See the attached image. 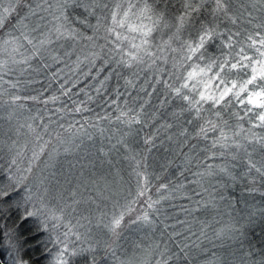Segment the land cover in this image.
Wrapping results in <instances>:
<instances>
[{
  "label": "trees",
  "instance_id": "trees-1",
  "mask_svg": "<svg viewBox=\"0 0 264 264\" xmlns=\"http://www.w3.org/2000/svg\"><path fill=\"white\" fill-rule=\"evenodd\" d=\"M238 6L237 0H233V8ZM249 10L251 9L249 8ZM253 15L260 17L264 13L256 11L253 12ZM89 22L95 25V17H90ZM218 23H220L222 31L227 29L238 31L241 27L252 29V26L246 23L232 25L223 17ZM74 26L86 36H93V41L80 39L75 45L72 41H60L50 45V49L43 51L40 56L33 57L29 61L31 67L25 65L28 71L26 77L19 79L18 86H20L19 95L24 98L22 101L33 111V116H27L28 121L24 123L25 129H28L29 134H32V139L30 142L28 139L16 141V148L12 152L6 148L11 145L10 139H5L6 145L3 148H1L3 145L0 144V183L8 184L10 181L7 179V173L15 171L12 164L7 163L10 155L13 156L16 151H19L20 156L26 157L31 152L29 147L32 141L43 143L46 139H49L47 142L50 143L47 149L50 150L61 139H66L64 135L69 133L75 140L83 135L82 141L90 142L93 153L91 157L94 156L101 162L102 159L109 160L112 162V167L120 172V176L127 180H135L134 169L137 168V161H139V169H143L146 175L147 172H151L152 177L159 174V180L171 184L172 181L169 179L176 181L184 175L190 177L194 174L192 179L200 180L197 174L204 172L208 165L214 168L217 165H228L236 179L232 180L230 177L222 175L205 177L201 180V184L204 188H208V192H203L201 185L198 184L187 189H178L171 197L161 195L162 198L159 199L160 191L163 189L158 191L156 187H152L147 190L146 198L138 197L140 203L144 199L142 209L145 212L150 214L155 209H159L160 212V216L154 223V232L149 238L154 241L152 247L163 249L171 246L167 254H161L159 258H152L153 261H149V264H153L156 260L164 261L173 253H177L179 251L177 244L179 243L181 246L184 243L189 245L191 249L189 259H183V254H180V259L173 257L168 261V264H189V261L190 264H205L213 251L226 257L229 264H241V257L245 251L250 248L256 251L264 249V231H262L264 220H261L259 216L260 210L264 209V181L259 179V174L254 170L245 175L248 157L243 150L237 153L236 160H232L230 153H226L224 157L220 156L222 149L219 146L212 147V141L218 137V132H209L207 139L196 136L199 126L204 124L205 120L218 121L229 137H232L234 132L239 133L235 139L246 145L248 152L252 154L251 158L259 166L264 163V150L259 144H249L244 140L245 135L251 136L252 133L264 136V128L253 127V123L249 122L251 119L258 123L255 121L253 113L245 116L246 107L252 106L242 105L233 99L227 107L217 106L221 118L214 115L217 109H213L212 112H202L203 119H196L194 112L186 110L185 102L175 97L171 89L166 86L165 81L173 87H179L183 80L177 79V77L186 75L187 71L191 70L190 64L200 63L203 66L206 61H197L196 57H193V60L183 62L184 54L182 52L169 51L165 53L166 62L161 59L151 66L141 64L125 67L119 63L120 54L109 51L112 45L104 39L103 28L94 34L92 28L81 25L79 22H75ZM2 31L4 30H0V39L5 35ZM165 31L167 32V30ZM16 34L18 35V33ZM164 38L166 39L167 36ZM184 38H189L188 32L184 33ZM85 40L93 45L84 47ZM136 42L139 43L138 40ZM159 42L160 38L157 36L155 43ZM60 44H64V46L60 47ZM217 45H219V41H217ZM173 47L179 48V44L176 43ZM67 49L71 55L65 54L68 53ZM222 51L227 53L228 49L220 47L210 49V53L214 56H220ZM52 56H58L59 61H54ZM181 63H184L183 67H181ZM45 64L48 67L45 68ZM212 74L208 73L209 76ZM231 78L235 79V74ZM128 81H132V84H129ZM214 84L215 81L209 85V89ZM16 89L18 90V87ZM244 95L246 94H242V97ZM32 96H36L38 99H27ZM53 96L57 99L52 100ZM204 107L207 109L209 106L205 105ZM28 108L25 107L23 111L28 112ZM77 109L80 110L77 111ZM182 109L185 110L182 111ZM259 111L261 110L258 108L254 109V112ZM234 113H239V116L244 119H238ZM133 118L140 122L130 123ZM189 120H192V123H188ZM224 121H227L226 125ZM29 124L35 131L28 128ZM22 125L23 123L19 125V129L22 128ZM166 125H171V127H165ZM241 125L243 131L239 127ZM45 126L47 131H45ZM185 129L187 132L182 135ZM16 133L18 134V132ZM37 134H40L42 139L37 140ZM5 135L10 137L9 133H0V136ZM53 135L58 136L52 139ZM149 137L152 138V143L146 144L145 140ZM11 138L18 137L12 132ZM213 152L216 153L215 158L212 156ZM46 153L47 151L43 156ZM75 154L78 155L77 151ZM133 156L136 157L135 161L131 159ZM47 158L50 162H54V160H61L62 156L53 152L51 157ZM171 187L172 185L168 186V188ZM252 188L257 191H249ZM195 193H200V195L197 196ZM209 193L215 197L212 200L214 207L212 204L204 207L205 203L211 199ZM220 196H223L224 199H220ZM148 197H151L152 201H159V203L154 208H149ZM197 200L200 201L199 205L195 203ZM9 203L12 205L11 207L9 204L0 203V240H3L4 232L12 230L13 241L17 242L21 249V259L28 261V264H52L56 254L54 252L59 249V246L52 242V236L46 232L37 218L30 217L26 221H22L20 219L23 215L22 207H17L12 201ZM184 208L193 210L191 215L186 213ZM164 211L168 213V220H170L167 222L168 226L177 224V220L186 222L185 225H180L177 230V232L183 231V236H172L170 232L166 231L163 234L158 232L160 231L158 224L160 220L162 222L161 218H164L162 217ZM251 213H256V217L255 223L249 225L247 217ZM202 221L211 225V227L205 228L208 239L201 237L200 248H195L192 244L200 234ZM241 224L245 225L242 246L240 241L234 242L228 239H225L221 245V241L214 238V231L220 229L227 231L230 226L238 227ZM186 227L189 230H185ZM169 229H172L171 232L173 231V227ZM190 232H194L196 235L192 236ZM184 236H188L189 239L184 240ZM213 245L216 247L214 248ZM188 250L185 249V251ZM99 253L103 256L102 252L99 251ZM151 256L154 257L152 253ZM139 258L141 259V257ZM80 259L73 258V264H80ZM111 262L107 258L102 264H111Z\"/></svg>",
  "mask_w": 264,
  "mask_h": 264
},
{
  "label": "snow or ice",
  "instance_id": "snow-or-ice-1",
  "mask_svg": "<svg viewBox=\"0 0 264 264\" xmlns=\"http://www.w3.org/2000/svg\"><path fill=\"white\" fill-rule=\"evenodd\" d=\"M237 2L239 6L233 8V0H122V2L120 0H0V30H6V35L9 37V39L0 41V52L6 56L5 59H0V73L11 72L13 69L9 67L10 64H24L31 67L29 61L33 57L40 56L42 50H48L47 46L60 41L76 42L80 39L93 41V36H86L74 26L75 22H79L81 25L92 28L94 34L103 28L104 39L112 45L109 51L120 54L119 63L125 67L141 64L151 66L161 59L166 62L165 53L169 51L182 52L184 54L183 62L191 61L193 57H196L197 61H206L203 66L200 63L190 64L191 70L187 71L186 75L177 77V79L183 80L179 87H173L165 81L166 86L171 89L175 97L185 102L186 110L194 112L196 119H203L202 112H212L213 109H217V106L227 107L235 99L242 105H251L252 107H246L245 116L253 113L255 121L258 123L251 119L249 122L253 123V127L264 128V15L260 17L253 15V12L256 11L264 13V0H237ZM90 17H95V25L89 22ZM221 17L230 21L232 25L246 23L251 25L252 29L241 27L238 31L231 29L222 31L220 23H218ZM185 32L189 33L187 39L184 38ZM157 36L160 38L159 43H155ZM165 36H167L166 39ZM137 40L139 43L136 42ZM217 41H219V45H217ZM176 43L179 44V48L173 47ZM63 46L60 44V47ZM214 47L226 48L228 51L227 53L222 51L220 56H214L210 53V49ZM65 54L71 55L70 52ZM17 55L20 59H17ZM94 55L97 54L94 53ZM52 59L59 61L58 56H52ZM183 66L184 63H181V67ZM44 67L46 68L48 65L45 64ZM23 71L24 69H21V72ZM208 73L213 74L209 76ZM233 74H235V79L231 78ZM214 81L215 84L209 89V85H212ZM4 83H7L11 88H17L19 84L18 81L16 83L5 81L3 75H0V86ZM128 83L132 84V81H128ZM242 94L246 95L242 97ZM0 95H3L2 91H0ZM20 99V96L13 95L10 97V102L14 104ZM27 99L36 100L38 97L32 96ZM51 99L57 98L53 96ZM205 105L209 107L205 109ZM256 108L261 111L254 112ZM79 110L77 109V111ZM184 110L182 109V111ZM214 115L221 118L218 109ZM234 115L238 119H244L239 116V113H234ZM131 122L139 123L140 121L133 118ZM188 123H192V120H189ZM224 124L226 125L227 121H224ZM165 127H171V125ZM239 127L243 131L242 125ZM28 128L35 131L30 124ZM45 131H47L46 126ZM186 132L187 129L182 135ZM209 132L219 133L218 137L213 139L212 147L219 146L222 149L221 157L230 153L232 160H236L237 153L243 150L248 157L245 175L254 170L259 174V179L264 181V163L257 166V162L251 158L252 154L248 152L246 145L235 139L239 133L234 132L232 137H229L218 121L207 119L204 124L199 126L196 136L207 139ZM36 139H42L40 134L36 135ZM244 140L249 144H259L264 150V136L252 133L251 136L245 135ZM47 143L45 141L44 145ZM145 143L151 144L152 138H147ZM8 148L9 152H12L16 148V142L13 141ZM43 152L44 146L42 145L39 153L33 151L32 160H39ZM20 155L21 153L16 151L15 157L11 160L12 165L17 163L16 157ZM212 156L215 158L216 153L213 152ZM131 159L135 161L136 157L133 156ZM138 169L139 161H137V168L134 171L137 177L142 178L143 185L137 195L144 196L148 190V176ZM25 171L28 174L32 172L31 163ZM197 175L200 180H197L196 183L201 185L203 192L209 191L201 184V180L205 177L222 175L230 177L232 180L236 179L228 165H217L215 168L208 165L204 172ZM27 179V175H21L16 179L10 175L8 184L0 183V203L9 204L11 207L9 202L12 201L17 207H23L24 212L20 217L22 221L35 217L40 220L45 230H49V221H51V232L56 233L61 227L66 229L63 233L57 234L52 241L60 246L52 264H73V258H81L80 264H102L109 256L114 264H133L131 259H121L116 253V247H118L116 242L122 235V228L127 227L124 223L125 216L131 211V208L128 207L126 211H112L109 215L105 201L110 199L107 194L110 189L106 183L101 187L97 180L82 182L85 191H94L95 196L89 195L85 198L83 192L77 190L80 187L78 184L77 189L69 191L67 197L61 193L59 198L63 203L53 209L49 207L48 203L49 189L38 187L34 191L33 187L25 183ZM40 183L43 186L44 181ZM67 183L71 184V181H67ZM179 187L182 188L183 185ZM167 188V184L160 185V189ZM249 191L254 192L257 189L252 188ZM195 195L199 196L200 193H195ZM209 195L211 199L205 203L204 207H208L215 199L211 193ZM188 198L191 199V197ZM220 199H224V197L220 196ZM147 202L149 208H154L159 203V201H152L151 197H148ZM117 203L113 204V209L117 207ZM195 203L199 205L200 201L197 200ZM81 204L88 205L85 209L88 214L78 212V206ZM29 205H31V209H29ZM212 206L215 205L212 204ZM155 210L159 211V209ZM183 210L189 215L193 211L187 208ZM259 216L261 220H264V209L260 210ZM255 217L256 213L249 214L247 224H254ZM139 221L151 223L149 214L145 212L142 216H137L131 223L135 224ZM176 223L186 224L184 220H177ZM206 227H211V225L202 221L200 234L196 241H193V247L200 248L201 237L208 239L205 232ZM93 228L106 230V233L110 234V240H104L101 244V241L97 239L95 244L90 243L87 247L76 246V241H81L82 245L89 239ZM244 229L245 225L241 224L238 227L230 226L227 231L225 229L216 230L214 238L220 240L221 245L225 239H228L234 242L240 241L242 246L245 236ZM185 230H189V228L186 227ZM61 235L63 239H61ZM190 235L195 236L196 233L190 232ZM172 236H183V231L173 232ZM71 237H75V240H72ZM183 238L184 240L189 239L188 236ZM5 243L6 248L11 251L5 249ZM177 247L179 249L177 253H173L163 262L158 260L156 264H168V261L173 257L180 259V254H183V259L188 260L191 251L189 245L187 243L182 246L177 244ZM213 247L215 248L216 245ZM98 248L103 249V256L100 255ZM185 249L189 250L185 251ZM8 259H11L12 264H28V261L20 258L19 245L13 241L12 230L4 232L3 240H0V264H8ZM205 264H229V261L226 257L213 251ZM241 264H264V249L256 251L250 248L245 251L241 257Z\"/></svg>",
  "mask_w": 264,
  "mask_h": 264
},
{
  "label": "rangeland",
  "instance_id": "rangeland-1",
  "mask_svg": "<svg viewBox=\"0 0 264 264\" xmlns=\"http://www.w3.org/2000/svg\"><path fill=\"white\" fill-rule=\"evenodd\" d=\"M103 30V29H102ZM2 33H5L3 38L0 39L2 41L3 39H9V37L6 35V30L2 31ZM1 35V34H0ZM77 42V41H76ZM76 42L73 45H75ZM64 45V44H63ZM71 45V47H74ZM86 45H93L86 40L83 43V46L86 47ZM50 49V45L47 46ZM23 51V50H22ZM69 52V49H67ZM43 52V50H42ZM30 54V53H26ZM6 56L3 52H0V59H5ZM17 59H20L19 55H17ZM13 70L9 73H0V75H3V79L5 81H11L13 83L19 82V79L26 77V72L28 71L26 66L24 64L19 65H9ZM21 69H24L23 72H21ZM20 86H18V90L16 88H11L7 83L2 84L0 86V91L3 92V95H0V133H9L10 137L6 135L0 136V144L4 147L5 139H10L11 144L13 141H19V140H26L28 139L30 142V139H32V134H29L28 129H25L24 123L25 121H28L27 116L32 117L33 111L24 104L22 99H24L21 95H19ZM13 95H18L21 97L20 100L16 101L14 104L10 102V97ZM28 108V112H24V108ZM23 123V127L19 129V125ZM14 132V135H16L18 138H11V133ZM18 132V134L16 133ZM58 135H53L52 139L57 137ZM29 137V138H28ZM66 139H61V141L53 146L50 150L47 148L49 147L48 142L46 145H44L45 141H48L49 139L44 140L43 143L32 141L31 146L29 149H31L30 153L25 157L18 156L16 157L17 163L15 165H12L14 167L15 171H11L10 174L7 172V179L9 180V176L11 175L13 179L18 178L21 175H27L28 179L25 182L29 186L33 187V190L35 191L38 187H47L49 189V207L55 209L58 205H62L63 201L60 200V194L63 193L65 197L68 196L69 191L73 189H77V185L79 184L80 187L77 189L80 192H83L84 197L86 198L89 195L95 196V192H89L85 191L83 187L82 182H87L91 180H97L100 183V186L103 187L105 183L107 184L108 188L110 189L109 193H107L110 196V199L105 201L107 205V211L109 212V215H111L112 211H121L125 210L130 207L131 211L128 212L125 216L124 223L127 225V227L122 228V235L120 239L116 242L118 247H116V253L117 255L124 260L131 259L133 261V264H149V261H153L152 258H159L161 254H167V252L170 250L171 246L163 249H154L152 246H154V241L150 238L154 232V223L157 217L160 216L159 211H152L149 214V219L151 223H144L143 221H139L135 224H132L131 221L135 220L137 216H142L145 213V210L142 209V203L144 202V199L140 203L138 199L137 192L143 185L142 178H139L136 176V173H134V179L130 180L126 179L125 177L120 176V172L116 170L114 167H112V162L109 160L102 159V162L99 159H96V157H91L93 155L91 151V145L90 142L84 140L82 141L83 135H81L78 139H72L70 133L67 135H64ZM26 142V141H25ZM24 142V143H25ZM35 143H40L37 145H33ZM44 146V152L40 155L39 160H32L33 151L40 152L41 146ZM9 146V145H8ZM8 146H6L7 149ZM47 151L48 155L46 154L43 156V154ZM77 151V154L75 152ZM53 152L58 153L60 156H62L61 160H54V162H50L49 158L51 157V154ZM16 154H13L9 156L7 159V163H10L13 157H15ZM46 157V158H43ZM57 158V157H56ZM49 160V162H47ZM47 162V164H46ZM31 163L32 166V172L30 174L26 173V169L28 168L29 164ZM7 165V164H6ZM5 165V167H6ZM1 167V165H0ZM3 168V170L5 169ZM19 169V171H18ZM139 171L143 172V169H138ZM154 169L152 168V171ZM148 176V189L152 187H156L157 189H160L161 184H167L168 186H171V188L163 189L162 192L160 191V198L161 195H164L166 197H171L175 191L178 189H187L190 187L197 186L196 183L197 179L194 178V174L190 175V177L182 176L180 179H177L176 181L174 179H169L172 181L171 183L164 182L159 180V174L152 177L151 172H147ZM191 174V172H188ZM82 174V175H81ZM158 177V178H157ZM41 181H44L43 186H41ZM67 181H71V184L67 183ZM174 183V184H173ZM180 185H183V187H179ZM91 187V185H89ZM189 191V189H188ZM146 198V193L144 195ZM118 202V203H117ZM117 203V207L113 209V204ZM29 209H31V205L28 206ZM88 207V205L81 204L78 206V212L83 214H88L85 209ZM94 205L92 208L94 209ZM22 211L24 212V208L22 207ZM93 214L95 215V212L93 211ZM162 222L160 220V231L158 232H170L172 234L173 232H177L180 225L179 224H171L172 226L165 227L167 225L168 220V213L164 211L162 213ZM74 222V221H73ZM49 224V230H46L48 234L52 236V241L54 237L57 234L63 233L66 229L61 227L58 229L56 233L51 232V221L48 222ZM175 225V227H173ZM173 227V231L169 228ZM157 230V229H156ZM83 231V229H81ZM140 235V236H139ZM166 238V236H164ZM61 239H63V236L61 235ZM72 240H75V237H71ZM99 239L101 241V244L104 240H110V234L106 233V230H100L93 228L92 232L90 233L89 239L84 242L81 245V241H76V246H83L87 247L88 244H95L96 240ZM17 243V242H15ZM18 244V243H17ZM181 244V243H179ZM57 245V244H55ZM59 246V245H57ZM60 247V246H59ZM5 249L7 251H11V249L6 248L5 243ZM154 249V250H152ZM58 251V249L54 252V254ZM98 251L103 253L102 248H98ZM151 253L154 257L151 256ZM104 254V253H103ZM19 255L21 256V249L19 247ZM102 255V254H100ZM141 257V259L139 258ZM21 258V257H20ZM108 259H110L112 262L111 264H114V261L109 256ZM140 259V260H139ZM163 261V260H159ZM157 260L153 263L155 264ZM8 264H12L11 259H8Z\"/></svg>",
  "mask_w": 264,
  "mask_h": 264
}]
</instances>
